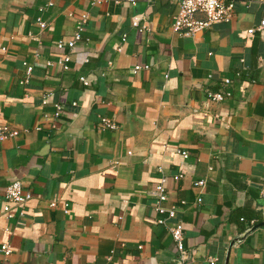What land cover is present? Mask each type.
Instances as JSON below:
<instances>
[{
	"label": "crops",
	"instance_id": "obj_1",
	"mask_svg": "<svg viewBox=\"0 0 264 264\" xmlns=\"http://www.w3.org/2000/svg\"><path fill=\"white\" fill-rule=\"evenodd\" d=\"M48 1L0 0V125L20 130L0 141V264H181L156 222L163 177L185 264H264V226L247 232L264 220V31L248 32L264 0L195 36L172 31L179 0ZM84 13L82 40L57 49ZM14 180L32 196L8 217Z\"/></svg>",
	"mask_w": 264,
	"mask_h": 264
},
{
	"label": "built area",
	"instance_id": "obj_2",
	"mask_svg": "<svg viewBox=\"0 0 264 264\" xmlns=\"http://www.w3.org/2000/svg\"><path fill=\"white\" fill-rule=\"evenodd\" d=\"M104 1L110 0H94L93 4L100 3ZM118 3L131 2L134 3L135 0H114ZM53 4V0H49L47 2L48 6ZM234 15V3L233 0H179L178 10L174 14L172 18L171 28L172 31L181 36H195L196 34L202 32L203 30L210 28L211 26L221 23L227 22L233 18ZM88 13H84L80 19L76 23V29L71 40L58 39L56 41L57 49H73L77 45L79 41L82 40V33L84 31V26L88 20ZM201 16V17H200ZM38 24L40 28L45 27V22L43 20H38ZM133 28L138 31H143L145 29L144 25L139 24V20L134 18L131 22ZM255 30L264 31V12L262 14V18L260 23L255 28H250L248 30L249 33L254 32ZM126 35L122 36V41H124ZM70 61L69 55L62 56L58 63L62 66L64 70L68 69V63ZM148 69V66H135L133 68V72L136 73L140 69ZM32 72V67H27L25 77L23 79L24 83L29 82L30 75ZM84 84H87V80L85 77L80 76L79 78ZM226 83L230 81L225 79ZM231 92H215L211 94V99L216 102L223 101L226 97H229ZM46 101V98L43 102ZM75 105L76 102H73ZM55 111L53 116L58 118L61 110L62 104L55 103L54 104ZM99 127L101 129H115L116 124L106 118L101 117L99 121ZM20 133V130L13 129L9 125H0V141H3L7 138L16 137ZM184 157H187L186 152H182ZM181 175L174 176V180H177ZM166 178L163 177L154 188V210L157 213L156 222L159 225L167 227L169 230L171 237L173 238L176 249L180 253V258L182 263L185 264L187 260V252L184 248L183 244V226L182 221L177 216V208L174 204H170L169 202V194L166 188ZM195 185L202 186L204 185V181L200 180L195 182ZM260 194L264 197V187L261 188ZM31 192L25 188L24 184L20 180L12 181L5 189L4 197L6 200V205L4 206V212L8 217H11L12 211L10 204L23 206L27 201L31 199ZM198 201H201L198 198ZM51 206H55V203H52ZM67 207V205H65ZM67 209L65 208V211ZM24 212L20 211V215ZM255 223L254 220L250 221V224L253 225ZM11 254V248L7 243H4L0 246V256L3 258H7Z\"/></svg>",
	"mask_w": 264,
	"mask_h": 264
},
{
	"label": "water",
	"instance_id": "obj_3",
	"mask_svg": "<svg viewBox=\"0 0 264 264\" xmlns=\"http://www.w3.org/2000/svg\"><path fill=\"white\" fill-rule=\"evenodd\" d=\"M263 226H264V220L259 222V223H257V224H254L247 232H250L252 230H255V229H257L259 227H263Z\"/></svg>",
	"mask_w": 264,
	"mask_h": 264
},
{
	"label": "trees",
	"instance_id": "obj_4",
	"mask_svg": "<svg viewBox=\"0 0 264 264\" xmlns=\"http://www.w3.org/2000/svg\"><path fill=\"white\" fill-rule=\"evenodd\" d=\"M256 222V220H254Z\"/></svg>",
	"mask_w": 264,
	"mask_h": 264
}]
</instances>
